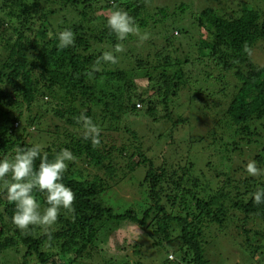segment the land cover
I'll return each instance as SVG.
<instances>
[{"label":"trees","instance_id":"16d2710c","mask_svg":"<svg viewBox=\"0 0 264 264\" xmlns=\"http://www.w3.org/2000/svg\"><path fill=\"white\" fill-rule=\"evenodd\" d=\"M153 1L0 0V155L34 144L49 159L71 150L63 182L75 193L74 213L62 211L49 239L40 227L18 229L14 204L0 192V264H157L119 242L117 252L130 258L131 249L132 261L106 257L98 241L111 237V221L136 225L157 247L171 245L160 264H210L205 246L213 235L236 264H264V203L252 200L264 174L245 170L254 160L264 172V64L253 58L264 51V0H210L190 21L187 2ZM114 9L135 23L123 40L107 27ZM180 25L195 31L189 42L200 59L169 52L172 37L189 33ZM66 28L75 44L61 49L56 34ZM105 52L116 62H103ZM202 62L212 101L193 88ZM180 98L201 114L230 170L214 172L210 158L195 163L202 139L176 137L192 121L175 112ZM81 114L99 129V145L84 138ZM167 138L156 151L154 142ZM139 167L141 202L116 211L102 195ZM36 198L44 204V193Z\"/></svg>","mask_w":264,"mask_h":264},{"label":"clouds","instance_id":"9594fccd","mask_svg":"<svg viewBox=\"0 0 264 264\" xmlns=\"http://www.w3.org/2000/svg\"><path fill=\"white\" fill-rule=\"evenodd\" d=\"M107 27L123 40L135 31V23L129 13L122 9H114L107 16ZM57 46L61 49L74 46L75 35L71 29H64L56 34ZM122 49L117 48L116 52ZM101 60L115 63L112 52H105ZM96 70V69H94ZM80 122L85 128L86 140L99 145V129L85 114H81ZM39 159V166L35 161ZM74 160L71 150L63 148L49 159L42 154L41 146L19 147L13 153L0 155V192L7 201L14 204L11 222L20 230H28L30 226L44 229V235L52 237L50 229L62 214V211L74 213L73 202L75 193L63 182L68 164ZM249 176L256 177L264 174L254 160L245 167ZM44 193L42 205L36 198V193ZM253 203H264V187L257 188L252 195Z\"/></svg>","mask_w":264,"mask_h":264},{"label":"rangeland","instance_id":"374dc122","mask_svg":"<svg viewBox=\"0 0 264 264\" xmlns=\"http://www.w3.org/2000/svg\"><path fill=\"white\" fill-rule=\"evenodd\" d=\"M172 1L176 0H158L157 2L153 1L151 7H154L156 5H162L163 2L165 3H172ZM177 1H185L189 5V9L187 10V15H184V18L186 21H188L191 17L193 12L200 11L201 8H203V5L207 4L210 0H177ZM190 21V20H189ZM170 25V24H169ZM186 26H188L186 24ZM184 26H178V29L182 30L185 29ZM189 33L187 36L183 34V32L176 37H172L171 43L172 47L169 52H172L175 54L174 50H178L177 53H184L189 55V57H197L200 59V56H196L193 51V44L189 42V38H197V35L194 34V30L186 28ZM158 34L161 36L164 35L165 32L162 30L161 32H158ZM168 35H172V29L171 27H168L167 31ZM184 55V54H182ZM253 58L257 64H264V51L263 49H256L253 51ZM202 71L198 70V75L200 80L194 82L196 83L193 85V88L199 92L197 95L198 97L202 98L203 100L210 99L212 101L213 98V91L208 86V83L204 80L203 76V70L204 71H210L209 68H206L202 62L201 64ZM203 78V79H202ZM181 99V98H180ZM177 102V107L175 109L176 113L180 114L184 111L188 112L191 115L192 121L190 124L186 125L184 129H180L179 134L176 135V137L179 136H197L198 138L202 139V143H200L197 146L196 149H193L192 152H198V156L195 159V163L199 161H206L208 158H210V162H213V170L225 172L226 170H230V164L226 163V158L223 156V148L222 145L218 142L213 143L212 137H209L207 135V126L205 125L204 119L202 118L201 114L198 112L196 108L189 105L186 99H181ZM184 107V108H183ZM187 108V109H186ZM191 109V110H188ZM44 113V112H42ZM45 119H49L51 121L52 117L50 112L45 113ZM54 119V118H53ZM132 126L137 127V119L131 120ZM142 128L138 127V131H140ZM157 131L163 132L164 129L160 127H154ZM144 134L146 131H143ZM167 135V132H166ZM166 142H169L168 138L167 140L164 139V141H160L159 144L157 142H154L155 146H157L156 151H161L166 148ZM264 142V138H263ZM240 148L243 149V145H240ZM174 157V154H171L169 158L171 159ZM246 157L250 160L252 159V154L248 155L246 154ZM194 163V164H195ZM212 165V164H211ZM145 174V170L141 167L137 168L135 172L129 176H127L125 179H123L118 185L112 186L107 194H103L102 198L104 199V202L110 206H112L116 211H122L127 207H135L137 202H141V194H139V187L140 183L143 180ZM219 179L216 177H213L211 183L212 185H217ZM108 226L110 227L107 230V233L111 236L107 239H104V241H98V245L104 249V252L106 257H114L119 262H125V261H132L133 256L131 255V249H127L126 253L130 254V258L126 256L125 253L117 252V244H123L127 245L129 248H132V246H136L140 249L142 255V261L148 260L152 262H156L157 264H160L161 261L166 259L168 256V253L173 250L171 245H164V246H155L153 245L152 239L150 237L143 235L142 230L138 229V227L130 222L127 221H121L120 223H116L115 221H111ZM119 242V243H117ZM206 252L208 253V257L210 259V264H236L239 262V258L234 253H230L225 243L221 244L220 241L216 239V236H212L205 246ZM222 254V255H218ZM244 261V260H243ZM245 262V261H244ZM247 263V262H245Z\"/></svg>","mask_w":264,"mask_h":264}]
</instances>
